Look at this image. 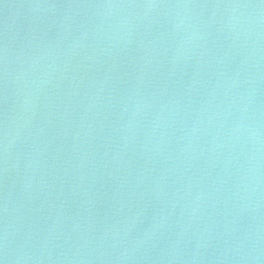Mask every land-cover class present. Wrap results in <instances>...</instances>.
<instances>
[{"label": "water", "instance_id": "95a60500", "mask_svg": "<svg viewBox=\"0 0 264 264\" xmlns=\"http://www.w3.org/2000/svg\"><path fill=\"white\" fill-rule=\"evenodd\" d=\"M2 264H264V0H0Z\"/></svg>", "mask_w": 264, "mask_h": 264}, {"label": "snow or ice", "instance_id": "6c2138e0", "mask_svg": "<svg viewBox=\"0 0 264 264\" xmlns=\"http://www.w3.org/2000/svg\"><path fill=\"white\" fill-rule=\"evenodd\" d=\"M0 264H2V262H0Z\"/></svg>", "mask_w": 264, "mask_h": 264}]
</instances>
